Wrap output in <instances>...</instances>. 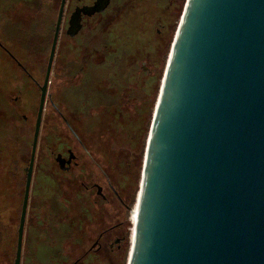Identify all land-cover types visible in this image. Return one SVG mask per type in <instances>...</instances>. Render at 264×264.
<instances>
[{
  "label": "flooded vegetation",
  "instance_id": "af4514ba",
  "mask_svg": "<svg viewBox=\"0 0 264 264\" xmlns=\"http://www.w3.org/2000/svg\"><path fill=\"white\" fill-rule=\"evenodd\" d=\"M184 1L0 0V62L11 68L4 73L20 74L37 93L31 126L18 109L0 112V264H15L19 240V264H82L89 254L116 264ZM143 15L150 46L112 50L111 24L122 16L131 28ZM7 97L20 96L0 86V99ZM129 124L132 131L120 130ZM125 173L134 175L131 187Z\"/></svg>",
  "mask_w": 264,
  "mask_h": 264
},
{
  "label": "water",
  "instance_id": "95a60500",
  "mask_svg": "<svg viewBox=\"0 0 264 264\" xmlns=\"http://www.w3.org/2000/svg\"><path fill=\"white\" fill-rule=\"evenodd\" d=\"M133 205L126 264H264V0L184 1Z\"/></svg>",
  "mask_w": 264,
  "mask_h": 264
},
{
  "label": "rangeland",
  "instance_id": "374dc122",
  "mask_svg": "<svg viewBox=\"0 0 264 264\" xmlns=\"http://www.w3.org/2000/svg\"><path fill=\"white\" fill-rule=\"evenodd\" d=\"M126 14V13H125ZM124 14V15H125ZM150 16L146 15V16H142L140 18V22L138 24H134L133 27L131 28H126V26L123 24L122 19L123 17L121 16V18H119L118 20H116L115 22H113L110 26V30H109V35H108V40L110 43V46L112 48V50H114L115 52H119L121 50L129 52V53H137L140 52L144 49V47L148 48L150 46V41H151V35H150V30L151 28H148L146 26V24L143 23V21L147 18H149ZM178 20V19H177ZM177 25V23H176ZM146 26V27H145ZM28 66V65H27ZM30 68V66H28ZM8 63L7 62H0V86H2L5 90V92H7L9 95H12L13 93H15L16 95L19 94V99L14 102L11 101L8 97L7 98H2L0 99V112H2L3 114L6 113H10L13 111H16V109H18L19 113L22 114H26L27 118H28V124L29 126H31V122H32V116L34 113V108H35V101H36V97H37V93L35 90V86L30 84L29 81H26L20 74H18V79L17 77L13 76V74L10 73V75H8L7 73H4L6 69H8ZM11 69V68H10ZM31 69V68H30ZM18 80V81H17ZM16 81L21 85L20 89L21 92H17L15 89L16 87L14 86ZM12 122L18 123V117L17 118H13L12 117ZM48 125L45 124L44 127L47 129ZM127 131H125V129H127ZM133 125L129 124V125H125L124 127H120V130H122L124 133L130 132L133 130ZM25 135L26 138L30 136L31 133L28 132V130H25ZM126 136V134H125ZM56 136L52 133V136H50V142L52 140V142L55 141ZM7 141L6 144H4L3 146H1L3 149L4 147H6V155L10 152L12 148V142L11 140L7 137ZM44 144V143H43ZM58 145V144H57ZM46 149V148H45ZM42 150H44V147H42ZM4 151V150H3ZM125 178H129V186L131 187L133 185V180H134V175L129 174L127 175L125 173L124 175ZM121 179L119 178V181ZM138 182H136L135 186H134V193L136 194L137 188H138ZM135 194H134V198L133 201L131 203V207H133L134 201H135ZM73 197V196H72ZM130 211L127 210L125 215V219H126V224H124L123 226V239H121L122 244L124 246V251L122 253H118V259L115 262L116 264H126V258H127V252H128V247H129V235H130V227H131V222L129 220L130 217ZM91 240H87L86 246H88L90 244ZM71 250H74L73 248H71ZM71 255V259H73L77 254L74 252L70 253ZM61 259V257L59 258V260ZM57 260V259H56ZM55 260V263H56ZM58 264H65L63 262H59ZM83 264H91L90 261L86 260L84 261ZM101 264H109L107 263V259L105 257L104 263H103V258H102V262Z\"/></svg>",
  "mask_w": 264,
  "mask_h": 264
},
{
  "label": "bare ground",
  "instance_id": "6f19581e",
  "mask_svg": "<svg viewBox=\"0 0 264 264\" xmlns=\"http://www.w3.org/2000/svg\"><path fill=\"white\" fill-rule=\"evenodd\" d=\"M135 212H136V205H133L132 211H131L130 217H129V220L131 222L130 235H129V237H131L132 231H133V224H134V220H135Z\"/></svg>",
  "mask_w": 264,
  "mask_h": 264
},
{
  "label": "trees",
  "instance_id": "16d2710c",
  "mask_svg": "<svg viewBox=\"0 0 264 264\" xmlns=\"http://www.w3.org/2000/svg\"><path fill=\"white\" fill-rule=\"evenodd\" d=\"M117 256H118V254H117ZM86 260L90 261L91 264H94L95 261H97V264H101V262H102V259H100V261H99V260L96 259V257H95L94 255H91V254H89V256H86V257H85V259L83 260V263H84V261H86ZM104 260H105V257H103V263H104ZM125 261H126V260H125ZM83 263H82V264H83Z\"/></svg>",
  "mask_w": 264,
  "mask_h": 264
}]
</instances>
